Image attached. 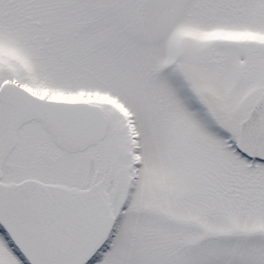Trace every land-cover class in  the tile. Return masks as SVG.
Instances as JSON below:
<instances>
[{
  "label": "snow or ice",
  "instance_id": "1",
  "mask_svg": "<svg viewBox=\"0 0 264 264\" xmlns=\"http://www.w3.org/2000/svg\"><path fill=\"white\" fill-rule=\"evenodd\" d=\"M0 264H264V0H0Z\"/></svg>",
  "mask_w": 264,
  "mask_h": 264
}]
</instances>
